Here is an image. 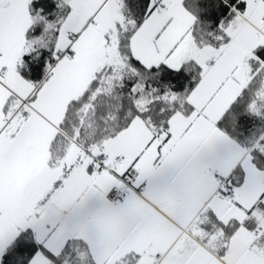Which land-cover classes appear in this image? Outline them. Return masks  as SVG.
I'll list each match as a JSON object with an SVG mask.
<instances>
[{
  "label": "snow or ice",
  "instance_id": "snow-or-ice-1",
  "mask_svg": "<svg viewBox=\"0 0 264 264\" xmlns=\"http://www.w3.org/2000/svg\"><path fill=\"white\" fill-rule=\"evenodd\" d=\"M0 264H264V0H0Z\"/></svg>",
  "mask_w": 264,
  "mask_h": 264
}]
</instances>
